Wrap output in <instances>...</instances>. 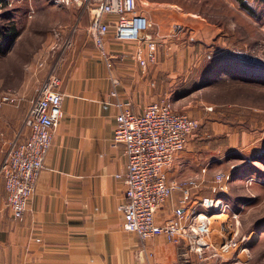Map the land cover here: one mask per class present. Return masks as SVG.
<instances>
[{
	"label": "crops",
	"instance_id": "obj_1",
	"mask_svg": "<svg viewBox=\"0 0 264 264\" xmlns=\"http://www.w3.org/2000/svg\"><path fill=\"white\" fill-rule=\"evenodd\" d=\"M137 2L138 12L153 24L149 33L158 42L156 61L146 68L139 63L138 52L146 55L147 41L115 37V14L105 16L112 24L103 50L98 48L89 27L92 8L100 0L90 6L91 13L75 29L58 67L63 117L23 219L13 218L0 176V264H205L186 237L178 242L163 236L144 240L122 228L119 205L126 186L117 175L125 173L127 159L124 144L114 142L120 110L116 104L127 101L134 113H143L150 103L176 95L179 85L203 78L202 42L211 30L178 4ZM62 29L66 33L69 28ZM38 83L40 78L32 80L22 90L24 95L36 96ZM25 111L6 106L0 111L4 132L0 168L11 143L26 138L28 128L21 133ZM187 149L177 155L167 178L180 183L194 180L197 186L188 198L183 187L175 189L157 211L159 223L173 218L177 210L184 214L193 208L203 210L200 203L207 197L212 172L194 147ZM204 158L208 164L221 159Z\"/></svg>",
	"mask_w": 264,
	"mask_h": 264
},
{
	"label": "rangeland",
	"instance_id": "obj_2",
	"mask_svg": "<svg viewBox=\"0 0 264 264\" xmlns=\"http://www.w3.org/2000/svg\"><path fill=\"white\" fill-rule=\"evenodd\" d=\"M165 1L195 14L211 29L202 40L205 56L200 69L205 75L179 85L171 97L177 111L199 122L183 151L194 147L198 158L202 155V164L212 172L207 197L200 203L203 210L195 209L199 215L196 221L210 229L201 233L200 242L208 245L198 253L205 264H264V2L245 0L251 13L237 0ZM0 7L1 23L13 17L11 21L20 29L15 44L7 52L0 51V95L10 92L22 97L19 104L4 107L25 111L33 97H26L22 90L38 78L37 86L41 87L53 70L59 75L58 67L72 35L92 7L75 0L68 4L8 0ZM62 27L69 29L65 33ZM215 65L242 73L235 76L260 77V82H215L219 74L206 73ZM8 153L3 154L1 165ZM205 156L221 159L208 164ZM218 174L224 177L219 180ZM206 198L211 200L209 206L203 202ZM217 212L227 213V229L219 219H207Z\"/></svg>",
	"mask_w": 264,
	"mask_h": 264
},
{
	"label": "built area",
	"instance_id": "obj_3",
	"mask_svg": "<svg viewBox=\"0 0 264 264\" xmlns=\"http://www.w3.org/2000/svg\"><path fill=\"white\" fill-rule=\"evenodd\" d=\"M6 1L0 0V6ZM54 1L68 4L74 0ZM75 1L90 7L96 0ZM95 5L89 32L98 48L103 50L112 24L105 20V16L115 14L118 16L113 23L115 37L135 42L147 41L146 55L138 52L139 63L146 68L148 63L156 61L158 42L149 33L153 24L138 12L137 0H100ZM107 59L111 66L110 57ZM61 83V78L53 70L39 87L23 119L21 133L28 128L26 138L13 141L1 165L0 176L4 180L7 205L14 219L24 218L51 149L55 129L63 117L64 94L59 90ZM112 94L117 95V92L114 90ZM22 100V97L3 92L0 95V111L4 105L19 104ZM116 105L120 110L116 116L114 142L124 144L127 159L125 173L117 175L123 178L126 186L125 200L119 205L123 213L122 228L144 240L163 236L168 241L178 242L186 237L191 240V246L196 245L195 250L201 252L208 244L206 241L200 242V235L202 232L208 233L210 229L196 221L199 215L195 213V208L187 214L177 210L173 218L163 223L156 218L158 209L175 189L183 187L188 198L191 188L197 186L194 180L183 183L168 181L167 170L187 147L190 136L199 127L198 120L177 111L171 97L150 103L143 113L138 114L132 111L130 102L120 100ZM3 135L0 119V136ZM222 177L223 174L217 175L219 180ZM203 202L209 206L211 200L206 198Z\"/></svg>",
	"mask_w": 264,
	"mask_h": 264
},
{
	"label": "trees",
	"instance_id": "obj_4",
	"mask_svg": "<svg viewBox=\"0 0 264 264\" xmlns=\"http://www.w3.org/2000/svg\"><path fill=\"white\" fill-rule=\"evenodd\" d=\"M241 7L243 9H246L249 12H253L250 5L245 1V0H237ZM264 2V0H262ZM8 1H6L5 3H7ZM9 16V15H7ZM4 17V16H3ZM2 17V18H3ZM13 18V17H11ZM11 18H8L7 21H5V23H1L0 21V51L1 52H7L12 43H14L18 36L20 35V29L18 28V25L15 21H11ZM217 65H215L214 67H210L206 70V73L211 75V76H215L217 74H219L218 78H216L215 82H221L224 80H236L238 79L239 81H248V82H260L259 79L260 77L257 76H253L252 77H239V76H235V73L238 75H241L242 73L238 70H233V67L227 66L225 68H217ZM225 76V77H224ZM227 76V77H226ZM251 76V75H249ZM250 78H256V79H250ZM259 78V79H258Z\"/></svg>",
	"mask_w": 264,
	"mask_h": 264
},
{
	"label": "bare ground",
	"instance_id": "obj_5",
	"mask_svg": "<svg viewBox=\"0 0 264 264\" xmlns=\"http://www.w3.org/2000/svg\"><path fill=\"white\" fill-rule=\"evenodd\" d=\"M221 212V211H220ZM220 212H217L218 214H215L214 216H212L211 218H208V219H210V221H212V220H214V219H219V221L221 222V223H223L224 222V224H225V228L227 229L229 226L227 225V218H226V216H227V213L226 212H222V213H220ZM224 231V230H223ZM219 233V232H218ZM217 235V234H216Z\"/></svg>",
	"mask_w": 264,
	"mask_h": 264
}]
</instances>
